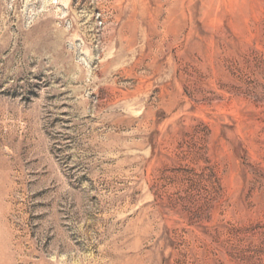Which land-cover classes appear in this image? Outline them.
Masks as SVG:
<instances>
[{
  "label": "rangeland",
  "instance_id": "374dc122",
  "mask_svg": "<svg viewBox=\"0 0 264 264\" xmlns=\"http://www.w3.org/2000/svg\"><path fill=\"white\" fill-rule=\"evenodd\" d=\"M0 264H264V0H0Z\"/></svg>",
  "mask_w": 264,
  "mask_h": 264
}]
</instances>
